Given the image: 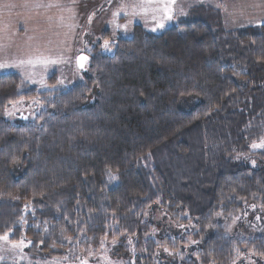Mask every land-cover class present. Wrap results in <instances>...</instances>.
Wrapping results in <instances>:
<instances>
[{
    "label": "trees",
    "instance_id": "16d2710c",
    "mask_svg": "<svg viewBox=\"0 0 264 264\" xmlns=\"http://www.w3.org/2000/svg\"><path fill=\"white\" fill-rule=\"evenodd\" d=\"M187 14L160 33L136 25L109 54L95 48L68 89L0 75V236L58 259L117 242L131 264H161L173 240L151 236L158 206L195 219L204 238L179 264L264 261V236L207 238L220 216L264 212V168L237 159L264 160L251 149L264 136V23L227 30L204 4ZM22 100L43 109L13 124L6 111Z\"/></svg>",
    "mask_w": 264,
    "mask_h": 264
},
{
    "label": "rangeland",
    "instance_id": "374dc122",
    "mask_svg": "<svg viewBox=\"0 0 264 264\" xmlns=\"http://www.w3.org/2000/svg\"><path fill=\"white\" fill-rule=\"evenodd\" d=\"M8 1L13 8L10 14L11 28L9 35L5 30V44L0 45V75L18 73L40 92L68 89L83 82L90 65V52L100 47L103 53H111V44L119 38H131L136 25L160 33L177 24L183 16L189 15L186 11L174 12L172 9L171 13L166 12L168 19L164 21V13L150 12L152 0H106L100 6L96 5L98 0H88L86 9L91 11L89 13L76 11L82 9L79 6L72 11V7L67 5L68 0ZM23 6H27L26 13L18 9ZM225 19L231 27L264 23L259 14L253 13H227ZM160 24L164 26L159 27ZM106 32L110 36H105ZM82 56L85 57L83 61L80 59ZM94 102V96H90L87 105ZM42 109L38 101L22 100L9 106L5 117L17 124L20 119L35 117ZM254 144L262 146L253 147ZM263 148L264 136L251 145L254 151ZM237 159L251 168H264V160L259 157L238 155ZM256 208L250 205L240 216L223 215L216 218L208 230L207 238L219 230L234 243L264 236V212ZM146 219L153 226V238L173 240V246L160 247L157 258L159 263L185 262L190 256L192 258V251L200 249L204 238L198 233L195 219L176 220L158 206L148 210ZM5 236L7 239L3 238ZM175 240H179L178 243ZM28 245L25 239L12 242L8 235L0 236V264H131L126 259L128 256L119 253L117 242L103 243L99 250L86 247L79 254H70L60 259L31 255L27 251ZM235 264H264V261L247 253Z\"/></svg>",
    "mask_w": 264,
    "mask_h": 264
},
{
    "label": "crops",
    "instance_id": "0c3cea01",
    "mask_svg": "<svg viewBox=\"0 0 264 264\" xmlns=\"http://www.w3.org/2000/svg\"><path fill=\"white\" fill-rule=\"evenodd\" d=\"M67 2H69L67 5L72 7L70 8L72 11L74 10V7L79 6L82 9L79 8L76 9V11L83 10L79 12H84V13L91 12L90 10L88 11L86 9L88 5V0H68ZM105 2L106 0L104 1L98 0V2H96V5L100 6V3H105ZM8 3H9L8 0H0V45L5 44V40H4L5 30H7V34L9 35L8 31L11 28L10 14L12 7ZM198 4L211 6V8H214L215 11L220 12L222 14L224 27L227 30H234L242 27V26H238V27L229 26V24L226 23V19H225V14L227 13L259 14L260 18H262L261 20L264 21V0H152L151 5L149 6L151 7L150 12L154 14L164 13L163 19L164 21H166L168 19L166 15L168 13H171L172 9L174 10V12H183V11L189 12L193 6ZM18 9H22L24 13L27 12V6H23V8L20 7ZM84 18L85 17H83L82 20ZM8 42L9 41L7 39L6 43Z\"/></svg>",
    "mask_w": 264,
    "mask_h": 264
},
{
    "label": "snow or ice",
    "instance_id": "6c2138e0",
    "mask_svg": "<svg viewBox=\"0 0 264 264\" xmlns=\"http://www.w3.org/2000/svg\"><path fill=\"white\" fill-rule=\"evenodd\" d=\"M169 19H171V16L169 15ZM164 25L163 24H160L159 25V27H163ZM153 30H155V29H153ZM106 46H107V42H106ZM81 59H85V58H83V57H81ZM82 66V65H81ZM260 146H262V145H256V144H254L253 145V147H260ZM4 239H7V236H5V237H3Z\"/></svg>",
    "mask_w": 264,
    "mask_h": 264
},
{
    "label": "water",
    "instance_id": "95a60500",
    "mask_svg": "<svg viewBox=\"0 0 264 264\" xmlns=\"http://www.w3.org/2000/svg\"><path fill=\"white\" fill-rule=\"evenodd\" d=\"M83 58H85L84 56H82ZM81 59V58H80ZM82 61L84 60V59H81Z\"/></svg>",
    "mask_w": 264,
    "mask_h": 264
}]
</instances>
